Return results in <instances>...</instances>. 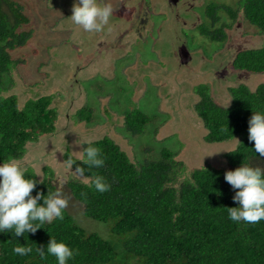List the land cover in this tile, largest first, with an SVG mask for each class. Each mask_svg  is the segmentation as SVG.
Segmentation results:
<instances>
[{"label":"trees","instance_id":"16d2710c","mask_svg":"<svg viewBox=\"0 0 264 264\" xmlns=\"http://www.w3.org/2000/svg\"><path fill=\"white\" fill-rule=\"evenodd\" d=\"M237 9L264 33V0H239ZM208 11L211 17L222 11L233 17L237 14L236 10L229 12L226 5H211ZM33 34L27 7L20 0H0V163L25 158L31 143L57 130L65 112L64 106L57 110L50 94L23 102L15 93L22 86L19 69L26 63L14 52L26 47ZM215 38L221 39L218 35ZM236 63L255 75V86L242 83L231 87V102L220 105L211 88L200 83L194 105L207 148L233 144L230 152L222 155L224 167L186 162L179 152L166 147L157 157L156 150L146 148L149 158L141 163L117 140L119 135H105L95 140L104 154V167L85 175L89 180L94 175L104 176L110 190L99 193L75 178L70 179L68 188L87 218L108 224V234L104 237L102 232L88 231L65 209L63 220L42 225L35 234L14 237L11 231L0 233V264H56L54 257L41 259L35 251L36 246L46 250L51 235L76 250L68 264H264V220L255 224L232 222L226 207L237 204L232 200L234 190L224 180L226 171L242 163L264 168V159L256 156L248 141L252 109L264 110V45L241 53ZM33 87L32 94L39 93ZM87 104L72 109L73 122L79 127L93 123L94 111ZM154 123L152 117L134 109L125 113L120 127L139 138ZM63 156L66 162L76 161L74 170L77 165L87 169L79 161L82 152L74 156L67 149ZM28 173L36 181L44 180L37 183L33 196L37 190L46 195L48 190L57 189L44 175ZM20 244L33 247V253L23 257L13 254V247Z\"/></svg>","mask_w":264,"mask_h":264},{"label":"rangeland","instance_id":"374dc122","mask_svg":"<svg viewBox=\"0 0 264 264\" xmlns=\"http://www.w3.org/2000/svg\"><path fill=\"white\" fill-rule=\"evenodd\" d=\"M103 1L101 0L102 3L110 4L113 10L119 6L120 1L125 5L129 4L128 0ZM212 1L235 6L239 2V0ZM20 3L27 7L34 34L26 47L14 52L16 58L23 57L22 59L26 63L19 69L21 75L19 82L22 86H18L15 93L17 92L20 95L23 102L33 100L43 94H50L52 103H62V105L64 104L63 108H65V112L60 116V125L57 130L31 143L25 150V158L21 161L25 162L30 172L44 175L49 181L52 180L57 188H61L68 199L66 209L76 217L82 227L88 231H95L100 234L102 232L103 236L109 232L108 224L87 218L83 214L82 206L73 199L68 188V182L74 177L71 170L64 167L66 161L63 155L67 149L72 151L74 156L80 155L81 152L79 151L82 150V147L78 142L81 139H101L110 132L114 123H122L121 117L116 119L113 112L119 115L139 109L155 120V123L148 126L145 134L139 138H134L128 134L124 126L116 127L117 133H119L116 134L119 135L117 140L131 154L134 153L138 162L143 163L146 158H149L145 153L146 148L156 150L154 156L157 157L162 148L166 147L179 152L186 162L190 161L189 163H208L217 167L226 165L222 155L227 151L223 150L231 149L233 144L229 142L225 145L220 144L207 148L202 141L201 134L204 129L194 111V104L197 101L196 96L192 93L194 88L191 85L192 83L189 84L185 81L188 77L176 75L181 74V72L177 70V60L174 55V52H176L175 32L165 27V24L164 29H160L161 18H159L158 24L160 33L156 30L146 39L145 43L136 44L128 56L116 62L115 70L106 72V75L100 74L98 77L89 80L87 84L85 83L88 92L79 95L77 100H74L77 105L69 107L72 92L71 87L68 85L69 82L65 84L64 80L69 79L67 75L69 69H74L75 65L80 66L79 63L83 61L84 52L80 45L89 42L98 46L103 38L98 40L95 36H89L82 39L86 33L78 26L73 25L69 18L74 0H20ZM161 17L164 20V16ZM117 19L121 21L122 17L119 16ZM108 27L105 28L107 32H109ZM252 27L255 31L258 30L256 27ZM181 36L188 37L190 47L201 43L208 58L212 57L210 61L194 58L191 62V68H194L195 72L201 75L199 78L195 75L196 79L193 82L200 84L206 80L210 83V76L202 75L201 73H204V70L202 71L201 68L210 69L212 67V72L217 68L216 64L220 59L215 58L212 53L218 49L220 43L217 41L210 42L205 36L201 38L199 31L181 34ZM194 39L196 43L191 44ZM123 45L120 41L121 48ZM138 54L142 55L138 56ZM162 59L166 62L165 67L157 63ZM108 60H113V57ZM104 64H106V61H101V65L104 66ZM126 66H129V71L125 74L123 70ZM135 68L143 70L147 75L146 79L140 81L139 77L132 73V69ZM113 76L114 78H112ZM138 82L143 83L139 84ZM212 82L215 83V85L210 84L213 87L212 94H217V96L222 94L223 97L219 102L229 104L231 94L225 88L230 84L217 87V81L213 79ZM244 83H248L249 86L253 87L257 81L247 82L246 80ZM40 84L46 85L40 86ZM73 84L75 85V83ZM155 84L158 86H155ZM233 84L237 85L236 83ZM138 85L140 88L135 91ZM33 86L39 89V93L32 94L34 91ZM147 86L148 89H146ZM83 87L80 88L76 84L74 91L82 90ZM59 91H61L62 99L59 96ZM85 97L88 99L87 107L92 108L94 111L93 123L89 125L83 123L81 127L70 125V120H75L71 118L74 117L72 109L75 108L74 110H76L82 107L85 103ZM101 102L104 106L101 105ZM67 110L70 111L68 116ZM161 124L164 128L156 134V128H159ZM112 133L113 130H111L110 135H113ZM220 150L222 151L214 153ZM58 170H63L69 177L63 185L60 184L61 178L57 175ZM72 170L74 169L72 168Z\"/></svg>","mask_w":264,"mask_h":264},{"label":"flooded vegetation","instance_id":"af4514ba","mask_svg":"<svg viewBox=\"0 0 264 264\" xmlns=\"http://www.w3.org/2000/svg\"><path fill=\"white\" fill-rule=\"evenodd\" d=\"M128 1L129 4L126 2L127 5L120 1L119 6L114 8L113 15L107 25L109 26L107 28L109 32L106 30L100 33L85 32L86 35L82 37L83 39L88 38L89 36H95L98 40L101 38H103V40L98 44V46L89 42H86L85 44L82 43L80 45L84 52V55L82 56L83 61L79 63L82 66L75 65L74 69H69L70 72L68 71L67 74L69 79L64 80L65 84L69 82L68 85L71 87L72 92V96L69 100V107L77 105V102L74 100H77L79 95H84L88 92L87 87H85V83L87 84L89 80L94 77H98L100 74L106 75V72L115 70L116 62H119L121 59L128 56L131 49L134 48L136 44H139L140 42L145 43L146 39L156 30L160 33L159 28L163 30L164 24L165 27L169 28V30L172 29L175 32L176 52H174V55L177 60V70L181 72V74L176 75L179 77H188L185 81L189 84L192 83L191 85L194 88L192 93L196 96V98V88L199 84L195 83V81L193 82V80H195L196 77L199 78L201 75L196 73L194 68H191V62H193L194 58L198 60L202 59L204 61H210L212 57H210V59L208 58V55L205 49L201 46V43H198L197 46L190 47V40L188 37H182L181 34L199 31L201 38L205 36L210 40V42L217 41L220 43V45H218V49L214 50L212 53L215 58L220 59L216 64L217 68H215L213 72L212 67L210 69L201 68L202 71L204 70V73H201L202 75L204 74L205 76H210L211 82L208 83L204 80L203 83L208 85L211 90H213L211 85H215V83L212 82L213 79L217 81V87L220 85L227 86L229 83L230 85L225 88L228 92H230L231 87L238 86L246 80L247 82H253L255 80V75L244 68H239L236 60L241 53L262 47L264 45V33L253 29V27L242 15L241 11L237 9L238 5H226L225 3H219L212 0ZM211 5H226L229 12L232 10L238 11L237 14H235V17L226 11H222L217 16L211 17L208 11ZM119 16L122 17L121 21L117 19ZM161 16H164V20ZM159 18H161V24L158 28ZM124 19H126V21L123 22ZM204 31H206L209 35L207 33L205 34ZM217 35L221 37L220 40H216L215 37ZM120 41L124 44L122 48L120 47ZM193 43H196L195 39L191 44ZM141 55L142 54H138V56ZM111 57H113V60L109 61L108 59ZM101 61H106V64H104V66L101 65ZM157 63H160L164 67L166 64L163 59L159 60ZM139 69L140 68L132 69V73L136 74L140 81H142L146 79L147 75L143 70ZM128 71L129 66H126L123 72L127 73ZM112 78H114V76ZM73 83H75V85L78 84L80 88L83 86L85 88L83 87L82 90L75 92V85ZM138 83L141 84L143 82ZM233 83H236L237 85H234ZM155 86L158 85L155 84ZM139 88V85L136 86L135 91H138ZM146 89H148V86ZM60 97L62 99L61 95ZM213 97L218 104L225 105L224 103L219 102V100L221 101L223 97L222 94H220V96L214 94ZM84 102H88L87 97L84 98ZM63 105L60 103L55 106L58 108L57 110L60 111ZM101 105L104 106L103 102H101ZM113 114L116 119L121 117L122 121H124L125 113L118 115L116 112H113ZM68 115L69 113L67 110V116ZM69 124L73 125V120H70ZM74 125L78 126V124L75 123ZM162 125L163 124H161L158 128L159 131L164 128ZM117 126H122V123H114L111 130H113L116 134H119L116 130ZM111 130L107 133V135L111 133Z\"/></svg>","mask_w":264,"mask_h":264},{"label":"clouds","instance_id":"9594fccd","mask_svg":"<svg viewBox=\"0 0 264 264\" xmlns=\"http://www.w3.org/2000/svg\"><path fill=\"white\" fill-rule=\"evenodd\" d=\"M112 15V6L102 3L101 0H74L69 18L73 25L86 33H100L105 30ZM248 141L254 145L252 150L256 156L264 159V110L252 109V115L248 119ZM96 143L91 138L78 142L84 146L79 151L83 153L79 161L86 165L87 169L77 165L75 170H72L76 161L71 159L64 167L71 170L74 178H80L86 187L104 193L111 188L104 176L94 175L89 180L86 178L89 175H85L86 171L104 167L105 157L101 148L95 146ZM26 174L29 173L25 162L17 158L6 159L0 163V233L11 231L14 237L25 236L27 233L35 234L42 225L64 218L68 199L61 188L58 187L51 192L48 190L46 195L37 190L33 196L32 192L36 189L37 183H43L44 180L39 173L34 176L40 175L42 177L40 181ZM57 175L61 178V185L69 179L63 170H58ZM224 180L234 190L232 200L237 204L236 207H226L228 218L235 223L242 221L247 224L264 220V168L242 163L234 170L226 171ZM40 201L42 203H39ZM33 251V247L26 244H20L12 249L13 254L21 257L28 256ZM35 251L41 259L46 256L54 257L56 264H68L76 255L75 249L63 240H57L53 235L47 243L46 250L43 246H36Z\"/></svg>","mask_w":264,"mask_h":264},{"label":"water","instance_id":"95a60500","mask_svg":"<svg viewBox=\"0 0 264 264\" xmlns=\"http://www.w3.org/2000/svg\"><path fill=\"white\" fill-rule=\"evenodd\" d=\"M185 57V56H184Z\"/></svg>","mask_w":264,"mask_h":264}]
</instances>
